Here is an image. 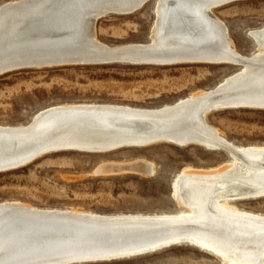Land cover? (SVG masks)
<instances>
[{"label": "bare ground", "instance_id": "1", "mask_svg": "<svg viewBox=\"0 0 264 264\" xmlns=\"http://www.w3.org/2000/svg\"><path fill=\"white\" fill-rule=\"evenodd\" d=\"M149 1H7L0 5V72L96 63L230 65L237 67L235 72L213 88L160 108L56 104L36 112L28 126L0 125V171L24 167L60 149L88 152L121 143L196 145L224 152L226 163L178 175L173 185L182 210L178 213L104 215L1 202L0 264L119 260L179 245L205 252L220 264H264V214L239 205L264 198V145L230 142L207 121L215 111L264 110L260 100L264 99V25L247 30L254 50L244 55L213 12L239 0H152L155 19L148 42L111 47L97 40L99 19L129 15ZM137 49L143 54H131ZM154 170L142 160L101 164L96 169L102 174L133 172L139 176H151Z\"/></svg>", "mask_w": 264, "mask_h": 264}, {"label": "rangeland", "instance_id": "2", "mask_svg": "<svg viewBox=\"0 0 264 264\" xmlns=\"http://www.w3.org/2000/svg\"><path fill=\"white\" fill-rule=\"evenodd\" d=\"M10 0H0V5ZM152 1V0H151ZM129 15H108L95 24L96 38L117 47L149 41L154 2ZM241 54L254 50L247 30L264 25V0H239L214 9ZM28 66L0 76V125L28 126L39 110L56 104L111 103L160 108L196 91L210 89L231 75L230 65L127 63ZM99 64V65H98ZM26 68V69H25ZM210 125L238 145H264V110L215 111ZM142 160L154 166L151 176L133 172L102 174L101 164ZM227 161L221 151L201 146L158 143L119 148L109 153L76 150L48 153L24 167L0 171V203L19 202L36 208H76L112 214H168L182 211L173 185L183 171L216 168ZM264 214V198L239 204ZM86 264H220L217 258L186 245L149 255Z\"/></svg>", "mask_w": 264, "mask_h": 264}, {"label": "water", "instance_id": "3", "mask_svg": "<svg viewBox=\"0 0 264 264\" xmlns=\"http://www.w3.org/2000/svg\"><path fill=\"white\" fill-rule=\"evenodd\" d=\"M226 2H227V0H222L221 1V3H226ZM135 51L136 52H134V53L131 52V54H134L135 56H138V55H142L143 54L142 51L139 50V49H137ZM92 57H94V56H91L90 59H92ZM110 60H112V59H105V62H107V61L109 62ZM133 62H138V60H136V61L133 60ZM17 68L20 69V68H23V67H17ZM8 71L9 70H7V73H8ZM0 74H2V73L0 72ZM2 75H4V74H2ZM260 100L264 101L263 98L260 99ZM73 110L74 109H68V110L58 109V111H56V112H73ZM212 110H214V108L210 109V111H212ZM139 146H141V145H139V143H133V144H122L121 143V145L116 146V147L109 146L108 148L101 149V150H93V151H91V150H85V151L99 154V153H109V152H113V151L118 150L119 148H123V147H125V148H128V147L137 148ZM60 150L62 151V149H60ZM56 153H57V151H56ZM24 162H27V161L26 160L19 161V162H16V164L10 165L9 167L14 166V165H18V164H22ZM99 259H104V260H100L99 261ZM114 259H115V257L97 258V259L96 258H78V259H70V260H65V261H61V260L44 261V262H38V264H86V263H97V262L110 261V260H114Z\"/></svg>", "mask_w": 264, "mask_h": 264}]
</instances>
